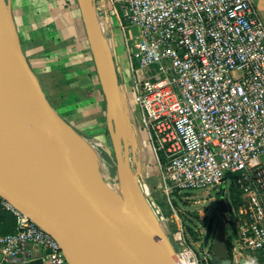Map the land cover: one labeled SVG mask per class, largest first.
I'll list each match as a JSON object with an SVG mask.
<instances>
[{
	"label": "built area",
	"instance_id": "built-area-1",
	"mask_svg": "<svg viewBox=\"0 0 264 264\" xmlns=\"http://www.w3.org/2000/svg\"><path fill=\"white\" fill-rule=\"evenodd\" d=\"M131 70L132 105L166 194L239 192L230 205L232 264L264 261V22L253 0H111ZM134 26L135 31L127 32ZM223 182V183H224ZM16 226L0 264H69L56 238L3 198ZM228 239V238H227ZM180 264H211L179 236Z\"/></svg>",
	"mask_w": 264,
	"mask_h": 264
},
{
	"label": "water",
	"instance_id": "water-1",
	"mask_svg": "<svg viewBox=\"0 0 264 264\" xmlns=\"http://www.w3.org/2000/svg\"><path fill=\"white\" fill-rule=\"evenodd\" d=\"M78 3L99 82L107 105L113 111L114 103L120 95V85L117 70L108 53L109 65L102 60L99 44V38L102 40V37L96 25V3L94 0H78ZM9 22L8 19V27ZM25 64L37 80L41 111L55 113L47 104L37 76L28 63ZM17 68L14 64L10 69L11 73H15ZM100 69L109 72L110 97L105 91ZM23 88L28 96L33 97L30 87ZM124 104L119 107L121 118L125 116ZM56 116L59 118L57 114ZM120 128L122 127L118 129L119 134L123 133L119 131ZM112 147L120 178L124 182L127 180L130 186L126 188V192L137 197L136 203L151 228L163 264H180L169 237L139 199L137 190L139 178L131 171L129 139L123 135L120 142L113 136ZM0 148L21 156L43 172L44 179L33 184H14L2 176L3 171L7 169L4 162L0 166V195L27 212L49 231L58 241L69 264H119L99 253L97 249L103 221L101 191L91 174L81 173V170L87 171L85 164L78 158L65 134L47 120L29 115L13 99L0 95ZM85 176L89 177V181H86ZM220 201L222 202L221 199ZM225 220L226 217L223 216L214 232L211 244L214 255L210 259L211 264H232L228 258Z\"/></svg>",
	"mask_w": 264,
	"mask_h": 264
},
{
	"label": "rangeland",
	"instance_id": "rangeland-1",
	"mask_svg": "<svg viewBox=\"0 0 264 264\" xmlns=\"http://www.w3.org/2000/svg\"><path fill=\"white\" fill-rule=\"evenodd\" d=\"M75 1L77 2L79 7L78 0ZM94 1L96 3V11L98 18L102 17L106 13L115 16L114 13L112 14L113 4L111 0H94ZM3 2L5 4L3 7L4 13L5 12L7 13V16L10 19L17 35V45H16L17 52L20 54L23 60L28 63V59L26 58V55L23 51V47L22 44L20 43L19 36L17 34L16 27L13 21L12 2L11 0H3ZM116 27H118V29L121 31V28L118 24L116 25ZM132 31H135L134 26L130 25L129 27H127V32H132ZM0 32H3V28H0ZM121 34H122L121 36L124 38L122 31ZM80 64H82L85 69L84 70L85 73L82 74L86 75L87 74L86 72L89 69L91 72H94V74L97 73L93 62L92 54L89 50L86 53V59H82L80 61ZM118 80L120 85V95L119 98L116 99L114 103L113 111H111L110 106L107 105L108 102L104 97L105 94L101 95V97H103L104 105L106 102V107H108L107 110L109 115L106 116V113H104L103 118L101 120H97L98 123H95L94 126H88L87 123L90 122L87 121L86 119L83 118L79 119V117L77 119H73L69 116V114L73 110H75L76 107L82 105L85 106L87 101L81 102L78 100H81L82 98H84V100H87L88 98L87 95L90 94L91 92L89 91L86 92V90H83L80 91L79 93L77 92L75 93L74 90H69V92L67 91L66 93H62L61 95H59V100H57V98L55 99V97L51 92L47 93L46 91H44L48 89L47 87H45V85L43 86L41 81L38 79L40 83V88H42V92L47 100V104H49V106L55 111V113L59 116V118H61L63 121L69 124L74 131H76L86 140H88L98 151L99 153L98 177L103 181L106 182L110 181L114 183L117 186L118 190L121 191L122 193L125 192L123 194L127 196L126 187L124 186V184L127 183V180H125L124 182L120 178V174L118 172V168L116 164L115 154L112 147V137L113 136L117 137L120 142L122 140L123 135L128 139L130 138V140H133V138H139L141 139L140 140L141 145L144 144V137H143V132L139 127L138 118L136 114L135 113L131 114L130 111L132 108V101H131L132 95H130V93L128 92L126 93L125 90L126 85L123 82L120 75H118ZM126 84L128 85V82ZM123 104L125 107V116L124 118H121L119 114V107L120 106L122 107ZM80 109H82L80 111L83 114L84 111L83 108ZM119 127H122L124 129L123 133L121 134L118 133ZM141 155L143 159H146L145 163H147L148 166H146L145 168H141L142 175L138 176L139 178L138 183L140 185L143 195L148 200L151 207H153L159 225L162 227V229L167 234V236H170V234H172V232L175 231L176 221H178V219L182 220V222L189 227L187 230L191 240L189 243L191 245L192 244L194 245L195 240L200 238L199 237V233H200L201 239H203V242L205 241L206 243L204 244V246L207 247L205 248L207 249L208 252L207 257L209 256L212 257L214 253L212 252L211 244L213 243L214 232L216 230L218 222L223 218V216L226 217L224 229H225L226 237L228 238L227 241L230 240V236H228L230 231V226L232 225L230 220L231 217L230 205L231 204L236 205L234 203L235 191L233 190V188H229V184L227 183L228 181L227 182L222 181V183H219L216 186H213L212 188L191 189L180 193L174 191L173 193L167 195L164 193L161 187V183H162L161 173L148 146L145 147V149H143ZM262 158H264V154L262 155ZM181 195H187L188 197L182 198ZM220 199L222 200V202L220 201ZM116 207L117 205L107 206L103 202L101 204V211L104 213V215L106 216L107 214L109 215L106 217L102 213V218H103L102 228H104L105 230L104 229L103 230L107 233L105 234L103 231L104 234L102 233L101 239L99 235V241L101 242L102 240L104 244H106L110 248H114L121 234L125 233L123 225L122 226L119 225L121 223L120 220L122 219L118 221L119 224L116 221V219L117 217L118 219L119 217L124 218L127 212L125 211L126 213L122 214V210ZM104 208L105 211H103ZM119 210L121 213L119 212ZM130 211H129L130 213L134 214V211L132 210ZM106 212L107 214H105ZM114 217L115 219H113ZM111 222L113 223L111 224ZM113 224L115 227L111 226ZM209 224L210 227L208 228ZM107 227L110 228V231L112 230L111 227H113V231L110 232L109 228ZM116 229H118V232L122 231L123 233L121 232L118 233ZM106 230H108L111 235ZM109 235L111 239L108 237ZM112 238H113V243H115L114 247L112 245L113 244ZM141 244L147 251L146 254L148 258L152 259L154 264H163L161 255L156 245L154 244L146 245L143 240H141ZM173 246H175L174 248H176V245L173 244ZM227 249H228V244H227ZM230 253L228 251V258H230L232 262V255ZM235 264H244V263L243 261H240ZM245 264H264V261L260 260V261H255L253 263L247 262Z\"/></svg>",
	"mask_w": 264,
	"mask_h": 264
},
{
	"label": "crops",
	"instance_id": "crops-1",
	"mask_svg": "<svg viewBox=\"0 0 264 264\" xmlns=\"http://www.w3.org/2000/svg\"><path fill=\"white\" fill-rule=\"evenodd\" d=\"M11 2L13 21L23 51L28 59V65L42 85L47 87L48 90L44 91L51 92L57 100H59V95L69 92V90H74L75 93L83 90L91 92L87 95V100H84V98L78 100L81 102L87 101L86 105L76 107L69 114L73 119L78 117L79 119H86L90 122L87 123L88 126H94L95 123H98L97 120H101L104 113L108 116L106 102L104 105L103 97H101L97 87L98 78L96 73L94 74L89 69L86 75L82 74L85 73V69L80 61L86 59V53L88 50L91 52V50L77 2L75 0H11ZM253 2L264 22V0H253ZM117 24L118 20L114 15L106 13L98 18L96 11V25L100 31L104 47L118 75L121 76L126 85V93L132 95L130 64L121 31L116 27ZM80 108H83V114ZM130 111L131 114L134 113L133 105ZM138 124L140 127L139 121ZM143 137L144 144L142 145L140 143L141 139L133 138V140H130L129 138L131 171L138 176L142 175L141 168L148 166L145 163L146 159L142 158L141 152L147 146L151 151L144 133ZM162 183L161 187L163 189ZM164 193L166 194L165 191ZM181 197L186 198L188 196L181 195ZM15 226V216L10 209L4 206L3 197L0 195V234L10 232ZM188 228L182 220L178 219L176 221L175 231L168 236L172 245H176L174 250L179 247V236H183L187 243L191 241L187 232ZM199 237L195 240L194 245L189 244L197 250L207 248L204 246L206 243L201 239L200 233ZM29 250V259L19 264H49L41 256L40 249L37 246L30 244Z\"/></svg>",
	"mask_w": 264,
	"mask_h": 264
},
{
	"label": "bare ground",
	"instance_id": "bare-ground-1",
	"mask_svg": "<svg viewBox=\"0 0 264 264\" xmlns=\"http://www.w3.org/2000/svg\"><path fill=\"white\" fill-rule=\"evenodd\" d=\"M4 5L5 4L3 0H0V28H3V32H0V95L5 98L13 99L19 106L23 107V109L27 111L29 115L47 120L57 129H59L63 134H65L72 143L78 158H81L85 164L87 171L81 170V173H83V175H86L88 172L96 180L98 188L101 191L103 199L102 202L107 206L117 205L116 208H120V210H122V214H125L127 212L124 218L119 217L118 219L117 217L118 220L116 219L117 222L122 219L120 220L121 223L119 224L118 222V224L120 226L123 225L125 233L121 234L119 239L117 238L118 242L115 247V243H113L114 237L112 238V245L114 248H110L109 246L104 244L102 240L101 242L99 241L97 245L99 253L119 264H154L152 259L148 258L146 254L147 251L141 244V240H143L146 245H156L151 228L147 223L144 215L141 214L140 209L136 203L137 197L129 193H127V196H125V194H123L125 192L122 193L121 191H119L114 183L101 180L98 177L99 153L94 148V146L83 136L74 131L65 121L58 118L55 113L41 111V107L38 102L39 91L37 80L33 73L27 68V65L23 61L22 57L17 53V35L10 19L6 16L7 13H4ZM6 18H8L10 21L11 25L9 27L7 26L8 19ZM99 44L103 63L109 65L107 52L100 38ZM14 64L17 65L18 68L15 73H11L10 69ZM100 73L103 77L105 91L110 97L109 72L106 69H100ZM23 86L31 88V90L33 91V97L27 95ZM123 130V128H120L119 131L122 132ZM4 162H6L7 164V169L3 171L2 176L4 179L11 180L14 184H33L36 181L44 179L45 177L43 172L26 162L21 156L0 148V166ZM85 179L86 181H89V177L85 176ZM124 186L126 188L130 187L128 183H125ZM137 190L139 199H141L143 206L147 208L154 221L158 223L153 208L143 195L138 181ZM130 210H134V214L130 213ZM103 211H105V208ZM105 214H107V212ZM108 215L109 214H107V216ZM115 217L113 219H115ZM113 222H111V224ZM111 226H114V224ZM103 229L104 228H101L99 232L100 239L102 238V233L105 230ZM111 229V231H113V227H111ZM116 230L118 232V229ZM109 231L108 233L110 234L111 231ZM119 232L123 233L122 231ZM104 233L106 234L107 232L104 231ZM110 235L108 236L109 238Z\"/></svg>",
	"mask_w": 264,
	"mask_h": 264
},
{
	"label": "trees",
	"instance_id": "trees-1",
	"mask_svg": "<svg viewBox=\"0 0 264 264\" xmlns=\"http://www.w3.org/2000/svg\"><path fill=\"white\" fill-rule=\"evenodd\" d=\"M96 75H97V73H96ZM97 78H98V75H97ZM97 87H98V90H99V93L101 94V95H104L103 94V90H102V87H101V84H100V82H99V78H98V83H97ZM230 188H233V190L235 191L234 193V198H235V201H234V203L237 205L238 204V201H240V196H239V192H237L235 189H234V187L231 185V187ZM237 197V198H236ZM210 227V224L208 225V228ZM208 228H207V230H208ZM14 230V229H13ZM12 231V230H11ZM228 251H229V253H230V246H229V243H228Z\"/></svg>",
	"mask_w": 264,
	"mask_h": 264
}]
</instances>
